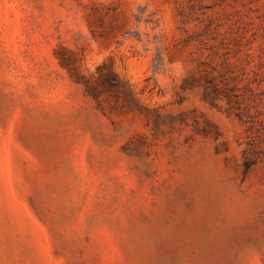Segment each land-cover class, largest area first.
<instances>
[{
  "label": "rangeland",
  "instance_id": "rangeland-1",
  "mask_svg": "<svg viewBox=\"0 0 264 264\" xmlns=\"http://www.w3.org/2000/svg\"><path fill=\"white\" fill-rule=\"evenodd\" d=\"M0 264H264V0H0Z\"/></svg>",
  "mask_w": 264,
  "mask_h": 264
}]
</instances>
